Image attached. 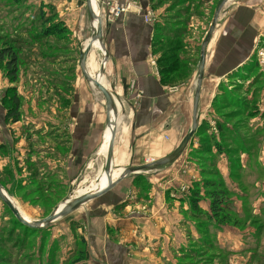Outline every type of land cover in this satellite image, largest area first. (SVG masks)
Instances as JSON below:
<instances>
[{
  "label": "rangeland",
  "instance_id": "rangeland-1",
  "mask_svg": "<svg viewBox=\"0 0 264 264\" xmlns=\"http://www.w3.org/2000/svg\"><path fill=\"white\" fill-rule=\"evenodd\" d=\"M221 1L151 0L155 49L160 36L166 41L154 50L156 57L179 43L187 48L182 56L193 57L187 66L178 64L181 76L172 77V84L183 77L195 78L202 39ZM41 3L0 0V50L10 48L18 59L15 83L0 64V187L31 221L45 219L68 198L74 200L105 164L95 151L102 142L106 108L102 95L83 78L78 62L94 33L83 12L77 36L69 30L52 34L51 24L40 18ZM235 3L223 11H232ZM241 4L249 8L233 14L216 47L206 52L210 62L204 89L211 88L213 97L205 100L202 119L182 154L167 166L149 164L164 156L144 154L131 166L149 167L142 176L123 181L130 184L134 203L146 205L152 192L160 193L180 218L178 234L162 251L163 264H264V70L256 61V53L264 50V28L258 23L264 19V0ZM66 19L64 24L78 25L74 15ZM215 71L219 82L212 81ZM74 85L80 97L74 95ZM9 90L19 96L17 123L6 120L2 106ZM71 107L89 109L93 145L85 154L82 147L76 148L68 168L62 128L76 123L69 115ZM84 137L82 141L90 138ZM213 196L219 199L215 203ZM104 200H89L43 229L22 226L0 201V264L88 262L83 226L101 212ZM212 204L217 208L211 209Z\"/></svg>",
  "mask_w": 264,
  "mask_h": 264
},
{
  "label": "crops",
  "instance_id": "crops-1",
  "mask_svg": "<svg viewBox=\"0 0 264 264\" xmlns=\"http://www.w3.org/2000/svg\"><path fill=\"white\" fill-rule=\"evenodd\" d=\"M39 1L54 6L61 20H67L66 17L74 15L78 25H65L73 35L77 36L83 12L86 13L85 0ZM241 1L222 0L215 15L222 12L223 7L230 3L236 2L232 5L234 7ZM115 3L126 7V10L118 17H113L111 14V6ZM247 8L249 7L242 5L223 15V20L210 41L208 51L216 47L221 33L230 25L233 14L237 10L244 11ZM250 8L255 9V7ZM98 13L106 30L108 59L100 70H97L96 66L101 79L95 78L94 75L92 78L97 79L109 93L123 124L122 130L116 122L114 125L111 170H123L125 165L130 163L131 166L133 160L142 161L141 157L147 154L150 157L157 155L167 157L192 126L196 75L195 78L192 75L189 80L183 77L173 84L169 81L162 82L154 52L156 29L150 0H98ZM85 20H87L86 16ZM258 23L259 29H263L264 19ZM92 52L89 54L94 61L97 52L100 51ZM188 58L193 59L192 56ZM209 62L207 58L204 75L207 74ZM213 74L219 73L215 71ZM205 78L206 76L202 81L199 98V122L202 119L205 100L208 101L213 97L211 88L204 89ZM211 78L213 82H219L221 79L216 75ZM76 80L79 79L76 78ZM73 89L74 95L79 94L75 91V85ZM79 108H70V118L73 121L76 120V123H68L66 129L62 128L66 137L63 142L68 148L65 154L66 157L69 156L66 163L68 168L71 159H74L76 155V148L82 147L80 150L85 154L86 148L91 149L93 145L90 136L92 123L89 118V109L84 108L81 112ZM76 132L79 133L77 142ZM103 133L100 146L103 144ZM84 136L86 140L90 137L89 140L82 141L81 138H85ZM100 146L95 151L96 155L103 157L106 162L107 152L105 155L101 154ZM160 160L149 161V164ZM143 165L145 164L131 166V168ZM126 179L98 197L105 199L99 207L101 212L86 219L89 224L87 227V224L83 226L82 233L89 249L86 264H163L164 246L171 242L172 235L179 232L176 225L180 222V218L172 204L167 203L163 195L154 192H152L151 201L146 205L137 203L136 200L134 203L130 184L128 186L123 183ZM91 213L90 211L87 215ZM110 227L114 229L111 230Z\"/></svg>",
  "mask_w": 264,
  "mask_h": 264
},
{
  "label": "water",
  "instance_id": "water-1",
  "mask_svg": "<svg viewBox=\"0 0 264 264\" xmlns=\"http://www.w3.org/2000/svg\"><path fill=\"white\" fill-rule=\"evenodd\" d=\"M85 6H86V18L88 24L91 26H95V28L98 30L100 34V52L97 56L94 58V63L97 65V70H100L106 63L108 59V48H107V38H106V30L104 23L102 21V18L100 14L96 13L93 7V1L92 0H85ZM242 6L241 3L236 4L234 6V9L239 8ZM233 9V8H232ZM230 10L222 11L214 16L212 19L208 30L205 34V36L202 39L201 45H200V52H199V60L197 65V72H196V80L194 85V93H193V104H192V126L187 131V133L183 136L182 140L178 144V146L174 149V151L167 157H169V160L167 161V165H173L180 155L182 154L184 148L186 147L189 140L192 138L194 133L196 132L198 126H199V98H200V92H201V86L202 81L204 78V72L206 68V52L208 51V47L210 44V41H212V38L214 37V33L219 25V22L223 18V15L228 13ZM88 53V52H87ZM88 56V55H87ZM86 56V57H87ZM81 56H79V59ZM79 62V60H78ZM85 81L87 82L88 86L93 89V78L89 70H87L86 75L84 76ZM101 104H104L105 108H108L113 113V116L116 120V123L118 127L122 130L123 124L122 120L119 118L120 116L117 114L116 107L112 99L110 98V95L102 96ZM103 102V103H102ZM101 147V146H100ZM166 158V157H165ZM163 158V159H165ZM166 165V166H167ZM102 170L105 172L104 164L102 166ZM130 163L126 165V167L122 170V172L116 177V178H107L106 186L113 184L112 187H114L118 182H120L123 179L130 178V177H140L142 174L140 173H132L131 171ZM90 186V185H89ZM88 186V187H89ZM71 198L66 199L64 202L59 204L57 208L51 213L48 217H46L43 220H40L38 223H30L27 220L23 219L21 215L17 212V210L14 208L11 199L7 196V194L4 192V190L0 187V201L5 204V206L9 209V212L13 215L14 219L21 224L22 226L30 229H43L49 224H51L55 219L60 217L62 213L65 211H69V209L66 210L67 205L69 204ZM61 206V207H60ZM64 212V213H65Z\"/></svg>",
  "mask_w": 264,
  "mask_h": 264
},
{
  "label": "bare ground",
  "instance_id": "bare-ground-1",
  "mask_svg": "<svg viewBox=\"0 0 264 264\" xmlns=\"http://www.w3.org/2000/svg\"><path fill=\"white\" fill-rule=\"evenodd\" d=\"M92 1H93L94 10L98 14V0H92ZM90 28L92 29L94 34L90 39H88L86 41V43H85L86 46L80 54L81 58L79 59V67L81 69L83 78L86 75L87 70H89V72L91 73L92 76L94 75L95 78L100 80L101 74L96 71L97 65L90 59V56L89 57L87 56L89 54L90 50H92V49L100 51V34H99L98 30L95 28V26L90 25ZM86 56L88 57V60H87ZM86 60H87V62H86ZM97 79H93V84H94L93 86L98 90V92L102 96L109 95V93L100 84V82ZM110 98H111V96H110ZM115 122H116V120L113 116V113L111 112V110L106 108V127H105L104 133H103V144H102L101 149H100L101 154H103V155H105V153L107 152L106 162H105V166H104L105 172L102 169H99V172L97 174L96 179L89 184L90 185L89 187L80 189L76 193L77 195L75 194V197L76 196L77 197L74 200H70L69 204L66 207V210L69 209V211H66V212L64 211L65 213L63 212L60 217L69 214L70 212L74 211L78 207L82 206L87 201L98 198V197L106 194L108 191H110V189L113 188L112 187L113 184L106 186L107 178H116L122 171V169L111 170V154H112V146H113V140H114V135H115V132H114ZM107 146H108V150H107ZM168 160H169V157H166L165 159H162V160H160L154 164L159 165V166H164V165H167ZM148 167H149V165L138 166V167L131 168L130 171L132 173H140L141 174ZM12 204L23 219H25L28 222L33 223V224L40 222V221H31L30 218H28L13 202H12Z\"/></svg>",
  "mask_w": 264,
  "mask_h": 264
},
{
  "label": "trees",
  "instance_id": "trees-1",
  "mask_svg": "<svg viewBox=\"0 0 264 264\" xmlns=\"http://www.w3.org/2000/svg\"><path fill=\"white\" fill-rule=\"evenodd\" d=\"M151 3V0H150ZM46 8L48 12H42L41 9ZM41 19L45 24H51L50 27L54 30H51L52 34H61L63 32L68 33V28L64 24V22L60 19L59 14L57 13L54 6L51 4L41 3L39 6ZM48 16V17H46ZM157 34H160L157 31ZM173 39H178L177 36L172 37ZM158 46L156 49L160 47H164L166 41L163 36H160L157 42ZM154 49V50H156ZM186 51V48L183 44L169 46L166 51L159 56L157 59V64L159 66V73L161 76L162 82H172V77L181 76L177 73L178 64L181 66H187L189 58L187 56H182V53ZM155 52V51H154ZM4 64L7 70V76L10 78L11 83H15L18 76V59L16 57V53L12 52L10 48H3L0 50V64ZM11 93L9 96H6L2 100V106L6 111L5 118L6 120H11L13 123H17L19 121L20 113H19V96H17L15 90H9ZM212 203L217 202L219 199H215V197H211ZM217 208L216 204L211 205V209ZM219 207V206H218ZM87 246V245H86ZM79 264H86L81 263Z\"/></svg>",
  "mask_w": 264,
  "mask_h": 264
},
{
  "label": "built area",
  "instance_id": "built-area-1",
  "mask_svg": "<svg viewBox=\"0 0 264 264\" xmlns=\"http://www.w3.org/2000/svg\"><path fill=\"white\" fill-rule=\"evenodd\" d=\"M125 10L126 7L120 6L116 3L111 6V14L113 17H118ZM256 61L257 64L264 70V50H260L256 53Z\"/></svg>",
  "mask_w": 264,
  "mask_h": 264
},
{
  "label": "flooded vegetation",
  "instance_id": "flooded-vegetation-1",
  "mask_svg": "<svg viewBox=\"0 0 264 264\" xmlns=\"http://www.w3.org/2000/svg\"><path fill=\"white\" fill-rule=\"evenodd\" d=\"M190 47V46H189ZM159 58V56L157 57V59Z\"/></svg>",
  "mask_w": 264,
  "mask_h": 264
}]
</instances>
